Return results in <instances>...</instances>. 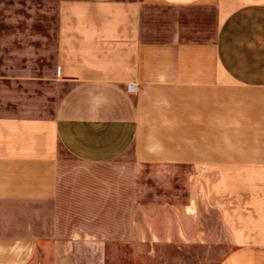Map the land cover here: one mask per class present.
Here are the masks:
<instances>
[{
    "label": "crops",
    "instance_id": "0c3cea01",
    "mask_svg": "<svg viewBox=\"0 0 264 264\" xmlns=\"http://www.w3.org/2000/svg\"><path fill=\"white\" fill-rule=\"evenodd\" d=\"M213 231L264 264V0H0V264Z\"/></svg>",
    "mask_w": 264,
    "mask_h": 264
},
{
    "label": "rangeland",
    "instance_id": "374dc122",
    "mask_svg": "<svg viewBox=\"0 0 264 264\" xmlns=\"http://www.w3.org/2000/svg\"><path fill=\"white\" fill-rule=\"evenodd\" d=\"M176 241V242H175ZM208 244H197L194 239L172 240L173 244L150 243L141 245H98L43 247L42 259L33 264H219L230 246L221 231H213Z\"/></svg>",
    "mask_w": 264,
    "mask_h": 264
}]
</instances>
